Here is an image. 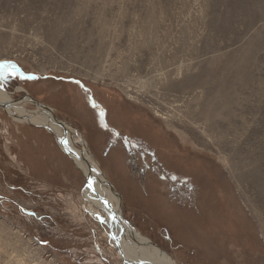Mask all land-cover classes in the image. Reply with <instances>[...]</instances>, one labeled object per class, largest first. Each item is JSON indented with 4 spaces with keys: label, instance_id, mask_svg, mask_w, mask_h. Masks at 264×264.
<instances>
[{
    "label": "rangeland",
    "instance_id": "374dc122",
    "mask_svg": "<svg viewBox=\"0 0 264 264\" xmlns=\"http://www.w3.org/2000/svg\"><path fill=\"white\" fill-rule=\"evenodd\" d=\"M4 62L9 99L74 129L151 247L264 264V0H0ZM79 164L0 107V264H125Z\"/></svg>",
    "mask_w": 264,
    "mask_h": 264
},
{
    "label": "bare ground",
    "instance_id": "6f19581e",
    "mask_svg": "<svg viewBox=\"0 0 264 264\" xmlns=\"http://www.w3.org/2000/svg\"><path fill=\"white\" fill-rule=\"evenodd\" d=\"M169 69V68H168ZM167 69V70H168ZM170 73V71H168ZM169 75V74H168ZM23 100H31L30 96L22 97ZM8 101H12L6 106H3L4 111L7 112V114L21 120V121H27L29 120L30 123H35L39 126H45L49 129L50 132H52L55 135V138L59 141H61V147L62 150H65L69 153L70 158H72L75 163L84 165L85 168L84 173L86 174V177L89 176V184L91 187L90 189H86V193L83 195V198L85 201L90 203V208L87 210L89 213L93 214L94 216L101 219L104 223L110 225L112 228V237L114 241V245L116 246V249L119 252L120 257L122 258L123 262L125 264H174L169 258L168 255L164 254L159 249L153 248L149 245L148 240L144 238L142 235L137 234L134 232V230L125 223L121 224L123 232L120 233L118 231V226L116 223H120L119 220L117 221L116 217H114V214L112 211H110V208L115 212L116 216L119 215L118 211V205H119V199L117 194H115L114 189L112 188L111 184H107L106 180H104L101 172L92 164V159L89 158V162L94 167L93 171L92 168L89 171L86 168V161L84 160V157L86 156L88 158L85 147H82L78 149L74 146L75 141H71V131L70 128L67 125L59 126L58 122L52 119V117L41 107H38V110L40 111L37 115L30 113L23 108H21L22 103L19 105L16 104L13 100L9 99V96L7 92L0 86V102L5 103ZM25 103L24 101H22ZM53 111V110H52ZM41 113V114H40ZM73 128H71L72 130ZM74 130V129H73ZM61 140H60V138ZM66 142V145L65 143ZM81 146V144H79ZM89 154V153H88ZM90 157V156H89ZM81 167V166H80ZM97 172V173H96ZM98 179H97V175ZM96 180V181H95ZM112 188V189H111ZM103 200L109 202V207L104 204ZM116 203L117 205L115 206ZM99 211L101 212L99 214ZM112 212V213H111ZM120 216V215H119ZM95 217V218H96ZM121 217V216H120ZM122 236L121 238L119 236ZM124 240L126 242V246L131 245L134 250H131L130 252H125L126 246L122 245L121 242L118 239ZM126 240V241H125ZM123 243V242H122ZM131 248V247H130ZM133 254H132V253ZM131 253V254H130ZM133 257H129L128 255H134Z\"/></svg>",
    "mask_w": 264,
    "mask_h": 264
},
{
    "label": "water",
    "instance_id": "95a60500",
    "mask_svg": "<svg viewBox=\"0 0 264 264\" xmlns=\"http://www.w3.org/2000/svg\"><path fill=\"white\" fill-rule=\"evenodd\" d=\"M21 101H22V98L16 100V102H21ZM10 102H11V101H8V102H5V103H1V102H0V107L3 108V106H6V105L9 104ZM29 102L35 104V105L38 106V107L43 108V109H44V110H45V111H46V112L52 117L53 120H55V121L58 122V125H59V126L65 125V124H63V121H62V120L58 119V118L52 113V111H51V109H50V107H49L48 105H46V104H44V103H41V102H39V101H36V100H34V99H32V98H31V100H29ZM47 129H48V128H47ZM48 130H49V129H48ZM70 131H71V130H70ZM71 135H72V133H71ZM54 136H55V135H54ZM70 140H71V141H75L73 137H71ZM75 143H76V141L74 142V146L76 145ZM82 145H83V147H85V144H84V143H82ZM75 147H76V146H75ZM77 147H78V146H77ZM77 147H76V148H77ZM78 149H80V148L78 147ZM84 149H85V148H84ZM63 151H64L65 153H67L68 156H69V153H70V152H67V151H65V150H63ZM86 152H87V150H86ZM87 155H88V152H87ZM69 157H70V156H69ZM88 157H89V155H88ZM84 160L86 161V168H87V170H88V174H89V171L91 170L92 165H91V163L88 161V158H87L86 156L84 157ZM101 174H102L103 178L106 179L105 176H104V174H103V172H101ZM89 181H90L89 176H87V177H86V184H85L86 187H89V184H88ZM106 183H107V184H110L108 180H106ZM111 189H112V188H111ZM115 194H116V192H115ZM103 202H104V204H106L108 207L110 206L108 201L103 200ZM109 208H110V207H109ZM110 210L113 212L114 217H116V218L119 220L120 223H121V222L125 223L124 221H122V219L120 218L119 215L116 216L115 212H114L111 208H110ZM125 224L128 225L127 223H125ZM121 229H122V228H121ZM122 232H123V230L120 231V233H122Z\"/></svg>",
    "mask_w": 264,
    "mask_h": 264
},
{
    "label": "snow or ice",
    "instance_id": "6c2138e0",
    "mask_svg": "<svg viewBox=\"0 0 264 264\" xmlns=\"http://www.w3.org/2000/svg\"><path fill=\"white\" fill-rule=\"evenodd\" d=\"M17 75L19 74V70L15 68L14 65H10L7 62L4 63H0V76L3 77H7V75ZM31 78V77H29ZM89 187H91V185L89 184Z\"/></svg>",
    "mask_w": 264,
    "mask_h": 264
}]
</instances>
